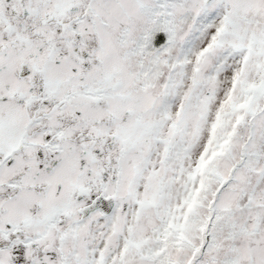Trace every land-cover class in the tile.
<instances>
[{"label":"snow or ice","instance_id":"6c2138e0","mask_svg":"<svg viewBox=\"0 0 264 264\" xmlns=\"http://www.w3.org/2000/svg\"><path fill=\"white\" fill-rule=\"evenodd\" d=\"M0 264H264V0H0Z\"/></svg>","mask_w":264,"mask_h":264}]
</instances>
